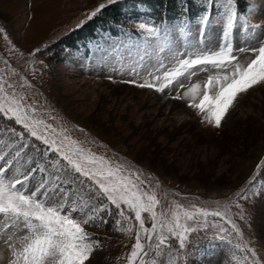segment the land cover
I'll return each instance as SVG.
<instances>
[{
	"label": "rangeland",
	"instance_id": "374dc122",
	"mask_svg": "<svg viewBox=\"0 0 264 264\" xmlns=\"http://www.w3.org/2000/svg\"><path fill=\"white\" fill-rule=\"evenodd\" d=\"M194 1L196 14H189L187 4L183 15L166 11L162 21L156 23V2L118 0L109 5L116 11L115 20L102 10L78 28L88 13L107 4V0H0V29L4 30L0 32V77L6 82L7 91L24 97L39 117L54 128L65 129L83 147L141 173L142 187L154 191L161 200L157 211L170 208L173 202L213 209L217 202L235 199V193L245 187L257 163L264 158V84L241 94L221 127L214 128L202 123L187 100L174 97L192 83L203 85L215 70L199 72L190 79L182 77L183 88L174 85L163 93L130 82L140 83L146 75L142 68L139 76L131 72L138 59L135 46L142 43L138 24L172 29L177 50L190 51L178 29L182 21H190L189 41H200L198 36L192 40V36H196L197 20L206 6L200 0ZM252 4L257 7L249 20L262 27L254 30L253 36L259 39L251 43L246 29L234 33V54L242 63L254 58L253 53L235 49L264 45V0H238V8L243 7L239 12L248 14L247 8ZM221 19L216 16L217 21ZM213 28L207 40L199 43L201 49L218 50L221 25L214 23ZM5 32L11 44L4 40ZM13 47L18 51H9ZM161 56L171 66L170 53L165 51ZM149 63L157 62L153 59ZM160 104L163 106L159 110L154 109ZM13 123L0 118V129ZM174 126L182 129L169 136ZM15 127L20 129L19 125ZM194 132L204 140L195 142ZM0 135L7 139L9 133L3 131ZM165 164L173 169L166 170ZM236 165L239 171L234 170ZM261 171L264 173V169ZM219 179L223 182H216ZM241 203L250 214V227L238 217L234 219L245 238L264 257V198H256L255 204ZM236 211L233 207L232 212ZM144 215L146 227H150L151 221ZM100 217L95 224L85 226L100 244L91 264H127L135 230L128 236L117 231L118 216L100 213ZM214 219L209 218L212 222ZM213 232L209 228L191 235L186 249L188 264H237L233 253L243 254L213 239ZM10 258L0 233V264H9Z\"/></svg>",
	"mask_w": 264,
	"mask_h": 264
},
{
	"label": "snow or ice",
	"instance_id": "6c2138e0",
	"mask_svg": "<svg viewBox=\"0 0 264 264\" xmlns=\"http://www.w3.org/2000/svg\"><path fill=\"white\" fill-rule=\"evenodd\" d=\"M117 2L107 0V4L98 5L77 27ZM200 3L206 7L197 20L196 36H192V40L198 36L200 41L190 43V21H182L178 29L190 51L177 50L172 29L145 22L138 24L142 43L135 46L138 59L131 72L139 76L142 68L146 75L140 83L130 82L163 93L174 85L183 88L182 77L190 79L199 72L215 70L203 85L192 83L174 98L187 100L188 107L197 111L202 123L220 128L238 97L264 84V45L235 49L253 53L254 58L247 63L234 54L233 45L234 33L238 34L241 28L247 30L251 43L259 39L253 33L262 26L249 20L256 4L248 7L245 14L238 11V0H200ZM217 15L222 19L217 21ZM214 23L221 25L218 50L201 49L199 43L215 30ZM4 40L12 43L6 32ZM9 51L18 50L13 47ZM165 51L171 55V66L161 56ZM153 59L156 64L149 63ZM5 83L0 77V118L14 123L0 129L9 133L7 139L0 135V233L10 250L9 264H91L100 244L85 226L102 219L100 213L119 217L117 231L131 236L135 230V243L126 256L127 264H188L186 249L191 235L209 228L214 230L213 239L243 254L233 253L237 264H264V257L245 238L234 219L238 217L250 227V214L241 201L255 204L256 198H264L261 171L264 158L257 163L245 187L235 193V199L217 202L213 209L173 202L170 208L157 211L161 200L154 191L142 187L141 173L133 171L130 165L97 155L67 135L65 129L54 128L24 102V97L9 93ZM233 207L237 209L235 213ZM144 214L151 221L150 227H146ZM210 217L215 218L214 222Z\"/></svg>",
	"mask_w": 264,
	"mask_h": 264
},
{
	"label": "trees",
	"instance_id": "16d2710c",
	"mask_svg": "<svg viewBox=\"0 0 264 264\" xmlns=\"http://www.w3.org/2000/svg\"><path fill=\"white\" fill-rule=\"evenodd\" d=\"M147 1H154L156 4L154 5V8L156 9V17L155 19L157 21L161 20V16L164 15V12H172L177 14H183L184 10L186 9L185 6L188 4L189 6V14L196 13L197 5L195 4L194 0H147ZM243 7L239 8L240 11H243ZM105 12L104 14H108L110 16H113L114 20L117 18L115 16V9L113 7H110L109 5L103 9Z\"/></svg>",
	"mask_w": 264,
	"mask_h": 264
},
{
	"label": "bare ground",
	"instance_id": "6f19581e",
	"mask_svg": "<svg viewBox=\"0 0 264 264\" xmlns=\"http://www.w3.org/2000/svg\"><path fill=\"white\" fill-rule=\"evenodd\" d=\"M69 104V103H68ZM161 106H163V105H161L160 104V106H158V108L156 107V108H154V109H158L159 110V108L161 107ZM176 105H174V107H175ZM180 126H174L173 127V129L169 132L170 133V135L169 136H171V135H174V134H176V133H179L180 132V130L182 129V128H179ZM185 130L187 129V128H184ZM184 130V131H185ZM255 131V130H254ZM167 136H168V134H167ZM192 136H194V138H195V142H198V141H201V140H204L202 137H201V135L198 133V132H194V133H192ZM160 161V160H159ZM164 167H165V169L166 170H172L173 169V167L172 166H170V165H167V164H165L164 165ZM237 168V169H236ZM236 168L234 167V170H238L239 171V168L237 167V165H236ZM241 170V169H240ZM221 179H222V177H221ZM221 179H219V180H217L216 182H223V180H221ZM206 183L208 184V182L206 181ZM210 184V183H209Z\"/></svg>",
	"mask_w": 264,
	"mask_h": 264
}]
</instances>
